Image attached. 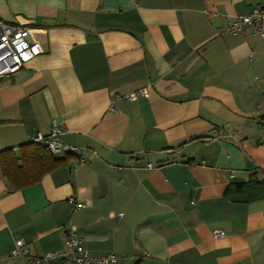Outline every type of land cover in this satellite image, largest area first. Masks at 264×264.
<instances>
[{
  "label": "crops",
  "instance_id": "0c3cea01",
  "mask_svg": "<svg viewBox=\"0 0 264 264\" xmlns=\"http://www.w3.org/2000/svg\"><path fill=\"white\" fill-rule=\"evenodd\" d=\"M262 7L0 0V21L30 26L42 51L0 77V151L56 124L86 163L70 155L21 190L0 173V264L62 252L67 228L115 264H264V200L222 198L264 172V37L225 31ZM16 240L28 256H11Z\"/></svg>",
  "mask_w": 264,
  "mask_h": 264
},
{
  "label": "built area",
  "instance_id": "2783aa9c",
  "mask_svg": "<svg viewBox=\"0 0 264 264\" xmlns=\"http://www.w3.org/2000/svg\"><path fill=\"white\" fill-rule=\"evenodd\" d=\"M102 1V0H99ZM32 29L23 24L20 20L13 23L0 21V77L12 75L22 69L29 61L42 53L39 45L31 38ZM226 33L231 36H239L251 33L258 38L264 37V7L252 9L246 15H236L233 18H226ZM147 96V89L142 88L125 97L127 101L134 100L136 97ZM63 129L53 124L47 135L35 134L30 137V141L40 144L47 148L50 153L56 157L65 155H74L77 164H86L81 158V149L73 146L61 144L59 136ZM75 208L82 205L73 198L69 200ZM74 212V210H72ZM221 233H214V237L221 236ZM63 244L65 250L62 252H51L40 258L29 257L32 264H115L117 258L114 254H104L100 256L90 255L81 245V239L69 228L64 232ZM14 257L28 256V250L25 248L22 240H16L14 247L10 252Z\"/></svg>",
  "mask_w": 264,
  "mask_h": 264
},
{
  "label": "trees",
  "instance_id": "16d2710c",
  "mask_svg": "<svg viewBox=\"0 0 264 264\" xmlns=\"http://www.w3.org/2000/svg\"><path fill=\"white\" fill-rule=\"evenodd\" d=\"M259 125H264V115L260 117ZM70 159V155L56 157L44 146L29 140L0 151V173L11 189L21 190L38 183L44 175L66 167ZM222 198L238 204L264 200V172L258 170L245 182L228 184Z\"/></svg>",
  "mask_w": 264,
  "mask_h": 264
}]
</instances>
